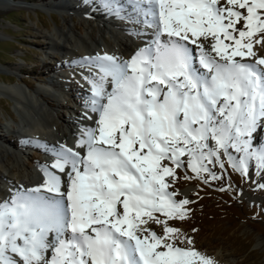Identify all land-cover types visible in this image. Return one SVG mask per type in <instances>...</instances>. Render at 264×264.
I'll return each instance as SVG.
<instances>
[{
    "label": "snow or ice",
    "instance_id": "6c2138e0",
    "mask_svg": "<svg viewBox=\"0 0 264 264\" xmlns=\"http://www.w3.org/2000/svg\"><path fill=\"white\" fill-rule=\"evenodd\" d=\"M103 7L138 25L145 44L127 59L76 63L89 85L81 120L94 122L78 125L73 146L45 142L42 182L0 202V264H215L169 225L192 203L169 188L182 157L194 174L184 179L204 184L222 178L209 167L223 170L222 157L242 176L252 161L264 171L254 135L264 130V0Z\"/></svg>",
    "mask_w": 264,
    "mask_h": 264
},
{
    "label": "rangeland",
    "instance_id": "374dc122",
    "mask_svg": "<svg viewBox=\"0 0 264 264\" xmlns=\"http://www.w3.org/2000/svg\"><path fill=\"white\" fill-rule=\"evenodd\" d=\"M72 1L0 0V87L7 89L15 84L32 96L36 88L43 87L51 79L59 80L60 75L63 74L68 76L65 80V84L69 86L67 88L73 90L74 87L71 88L68 81L72 76L70 70L76 66L72 63L71 55L63 56L65 49L47 48L49 40L44 37L47 35L67 47L68 41L65 40V36L56 35L58 31L68 32L67 24L71 26L75 24L76 28L73 32L86 37L88 29L85 21L88 17L85 15V10L67 9L66 4ZM80 1L84 3L83 0ZM240 26L237 25V27ZM65 35L71 37L70 33ZM129 35L133 42L138 44V37ZM144 44L142 42V46ZM66 59L70 61L67 63L69 66L59 68L60 62L66 64ZM77 81L78 79H75L74 83L84 90L80 85H85ZM25 82L31 83L30 88L26 87ZM53 94L46 95L44 100H39L51 114L56 109L55 106L50 107L51 101L56 104V96H58L57 93ZM63 97V100L70 102L72 108L78 106L70 97ZM15 105L16 102L9 95L0 92V142L3 141L8 145L9 153L23 150V155L18 154L19 163L32 172L35 167H38L39 161L43 163L44 155L40 151V145L32 144L27 148L22 146L23 139L16 129H20L17 124L23 120L21 117L23 111L21 112L20 107L16 108ZM76 108L79 109L80 106ZM71 111L61 110L59 115H63L65 120L73 123L75 119L69 118L72 116ZM50 125L54 132L55 127L53 124ZM8 126L12 130L8 129ZM72 126L74 127L75 124ZM254 135L257 140L264 141V130ZM3 147L4 145H0V149ZM229 151L234 156H239L232 149ZM182 159L185 160V168L177 169L179 178L175 184L170 185L169 190L182 194L178 195L177 199H183L186 196L192 201L186 206L190 209V214L183 220L169 219V225L178 227L182 234L193 237V246L211 257L215 264H264V187H261L264 185V171H257L255 161H252L249 175L242 176L229 165L227 157H222L225 166L223 170L219 168V165L215 167L209 165L212 171L222 178L204 184L195 178L184 179L185 175L194 177V174L186 167L187 157ZM0 173L7 176V172L2 169ZM33 179L36 181L34 177ZM229 184L230 188L227 187ZM0 187H3L2 183ZM20 187L15 189L24 188ZM14 190L6 191L5 200L10 198ZM3 201L0 199V202ZM120 210L122 211V208ZM155 215L163 219L161 213ZM152 227L158 234H162L160 226L153 224ZM176 243L178 246H187L186 243L181 244L179 240Z\"/></svg>",
    "mask_w": 264,
    "mask_h": 264
},
{
    "label": "bare ground",
    "instance_id": "6f19581e",
    "mask_svg": "<svg viewBox=\"0 0 264 264\" xmlns=\"http://www.w3.org/2000/svg\"><path fill=\"white\" fill-rule=\"evenodd\" d=\"M83 1L84 3L81 2L80 0L79 1L73 0L71 3L69 2L68 5L66 4V7H68L67 9L73 11H77L79 9L83 11L85 10V15L88 17V20L85 21L88 29V32H86L87 33L86 37H81L79 34L73 32V29L76 28L75 24H73L72 26L67 24L68 32L58 31L56 35L65 36V40L68 41V46L67 47L62 46L57 40L55 39L53 40V38H50L47 35H45L44 37H46L49 40L47 42V45L49 47L47 46V48L49 49L57 48L61 50L65 49L64 55L65 54L71 55L73 59L72 63L73 65H76V63L79 62V59L81 57L92 56L97 53L103 54L105 52H107L110 55L114 54L127 59L139 47H142V42L145 43V39L140 38L138 36H137L138 38L136 37L138 40V44L133 42L129 34H133L135 32V29L138 27V25H136L135 23L129 20L121 19L109 14L106 11V9L103 7V0H83ZM222 1L220 0V3L224 4L225 0L223 2ZM124 2L130 3L128 0H124ZM59 5L64 6V4L63 5L59 4ZM129 14L133 16V19H135V14L132 13L130 9H129ZM127 22L130 23L131 25L135 24V26H130ZM107 26L111 28H107ZM68 33L71 34V37L65 35ZM134 35L135 34H133V36ZM114 44L116 47L114 46ZM256 48L259 49V46ZM93 51H97V53L93 54ZM257 55L258 56L264 55V50H258ZM68 66L69 65L67 64V62L66 64L60 62L59 64V68H67ZM81 71L82 69H80L77 66H75L70 70L72 76H70V80L68 81H70L69 83L71 85V88L74 87L73 90L67 88L69 86L65 84L66 82L65 80L68 78V76L63 74L62 75L58 74L60 75L59 80L58 78L57 80L54 81L53 79H51L48 82V84L46 85L44 84L43 87L36 88L32 93L33 94L32 96L30 95V93H25V91L21 89V87L15 84L8 87L7 89H3L2 87H0V92L9 95L16 102L15 105L16 108L20 107L21 112L23 111L22 113L23 116L21 115L23 120H20L19 124H17V127H19L20 129H16V132L19 133L21 138L23 139L22 146L27 148L30 147L32 144H37L40 145V151L42 150L43 152H45L43 150L45 142L48 145H56L59 143H64L66 137L68 136H72L74 139L76 133L72 132L70 128L72 127L71 125L74 122L72 123L69 120H65L63 115L62 116L61 114L59 115V112L61 110H63L64 112H68L69 110H72L71 112L77 114V118H75V121L78 123L75 124L77 126L80 123L93 124L95 119V114H91L93 115V120H90L89 122L86 121L85 119L81 120L82 114H79L80 112H77L76 110L74 111L69 101L63 100L64 99L63 96H66L67 98L70 97L73 102H75L78 106H80L79 109L82 112L84 111L82 105L85 102L84 97H85L86 89L82 90L77 86L76 83H74L75 79L76 80L78 79V81L81 83L79 79L80 77L77 74V72L81 73ZM24 84L26 85L27 88H30L31 86L30 82H25ZM83 85H85L87 87V90L89 91V85L87 84V82L86 84ZM108 87L110 88L111 85L109 84ZM88 91L86 92L87 94ZM53 93H57L58 96H56L57 98L55 102L56 104H54V101H51L52 105L50 104V107L54 108L55 106L56 108L54 113L51 114L47 109L43 107V105L39 102V100H44L46 95L48 96L54 95ZM69 118H73V117L69 116ZM50 124H53V127H55L54 132L52 131L53 129L50 128L51 126ZM8 129H10L9 126ZM29 141H31V143H29ZM1 142L3 144H1ZM1 142L0 145H4V147L3 149H0V169L6 171L7 176H4V174L2 175L0 173V184L1 183L3 184V187H0V199L5 200V198L7 197L6 191L7 190L12 191L15 189V187H17L15 185V182H19L21 184V187L22 188L24 187L23 189H26L31 185H34L35 187L42 181L41 182H39L38 180L35 181L33 179V173L31 172V170L28 167L23 166L22 163H19L18 154L23 155L24 154L23 150L19 149V151H14L12 153H9L8 145L5 144L3 141ZM74 143L75 141L71 139L70 146H73ZM38 164L43 165L45 163H41L39 161ZM41 180H42V174H41Z\"/></svg>",
    "mask_w": 264,
    "mask_h": 264
}]
</instances>
